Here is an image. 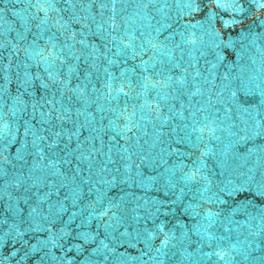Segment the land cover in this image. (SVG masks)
<instances>
[{"label": "water", "instance_id": "95a60500", "mask_svg": "<svg viewBox=\"0 0 264 264\" xmlns=\"http://www.w3.org/2000/svg\"><path fill=\"white\" fill-rule=\"evenodd\" d=\"M0 264H264V0H0Z\"/></svg>", "mask_w": 264, "mask_h": 264}, {"label": "snow or ice", "instance_id": "6c2138e0", "mask_svg": "<svg viewBox=\"0 0 264 264\" xmlns=\"http://www.w3.org/2000/svg\"><path fill=\"white\" fill-rule=\"evenodd\" d=\"M38 2H40V0H38ZM44 2H46V0H44ZM233 3H236L237 0H232ZM240 9H237V11H239Z\"/></svg>", "mask_w": 264, "mask_h": 264}]
</instances>
